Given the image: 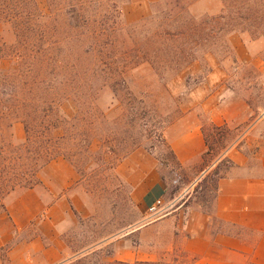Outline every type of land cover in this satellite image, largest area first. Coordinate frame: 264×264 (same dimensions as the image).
<instances>
[{"label":"rangeland","instance_id":"obj_1","mask_svg":"<svg viewBox=\"0 0 264 264\" xmlns=\"http://www.w3.org/2000/svg\"><path fill=\"white\" fill-rule=\"evenodd\" d=\"M93 1L96 6L99 1L105 6L103 12L118 15L113 45L103 53L118 58L111 65L123 68L103 65L101 73L89 69L86 74L81 68L89 60L83 59L81 52L94 42L75 43L68 52L78 58L79 72L72 74L78 76L76 81L63 84L57 73H43L41 77L52 82L23 92L27 106L12 121L10 117L12 127L3 138L7 154L21 150V187L36 184L44 165L37 168L30 159L35 157L38 163L44 160L38 154L49 138L53 141L48 143L54 152L52 160L62 158L76 167L97 217L70 227L66 235L72 250L146 221L143 212L130 203L129 187L115 172L136 149L145 150L156 160L168 188L157 205L160 211L150 218L163 217L183 202L208 211L216 181L228 166L220 151L237 132H214L208 114L198 110L211 149L203 161L186 170L172 157L169 137L177 135L187 109L219 90L215 101L242 98L252 118L264 107V0H160L150 4L148 16L134 22L125 19L123 8L138 0ZM0 3L4 5L3 0ZM36 4L38 12L49 13L46 0H36ZM0 39L6 45L15 41L12 27L4 20H0ZM95 50L98 54V47ZM16 59L0 60L1 73L15 70ZM25 62L28 66L31 61ZM36 62L39 70L41 64ZM119 75L123 82L117 81ZM22 119L33 127L29 141ZM261 126L258 132L264 144V120ZM2 210L0 207V213ZM169 230L170 226H162L155 234ZM112 252V246L106 245L71 264L121 262L112 260ZM181 255L174 246L153 264H189L191 260Z\"/></svg>","mask_w":264,"mask_h":264},{"label":"crops","instance_id":"obj_2","mask_svg":"<svg viewBox=\"0 0 264 264\" xmlns=\"http://www.w3.org/2000/svg\"><path fill=\"white\" fill-rule=\"evenodd\" d=\"M158 1L138 0L124 6L123 15L128 22L137 21ZM216 93L187 109L177 135L169 137L176 161L186 170L198 165L208 149L198 110L208 114L209 125L237 132L220 153L228 166L216 181L208 211L183 202L163 217L150 218L160 211L151 208L168 188L156 160L136 149L115 172L146 221L72 250L67 231L78 222L95 220L97 212L76 167L53 159L40 169L34 186L15 188L2 199L0 264H71L106 245L112 246V260L121 262L155 263L175 246L189 264H264V144L258 132L264 107L252 118L244 99L215 101ZM166 225V234H155Z\"/></svg>","mask_w":264,"mask_h":264},{"label":"trees","instance_id":"obj_3","mask_svg":"<svg viewBox=\"0 0 264 264\" xmlns=\"http://www.w3.org/2000/svg\"><path fill=\"white\" fill-rule=\"evenodd\" d=\"M3 1L4 5L0 3V6L7 7L4 10L0 9V20L7 21L10 24L15 41L10 45H6L0 39V60L17 57L18 66L10 73H1L0 70V207L2 208L4 196L17 188L16 186L21 187L19 185L22 177L24 179L22 170H20L23 162L21 150L18 148L13 149V152L7 154L3 142L6 130L8 131L12 127L10 117H12V121L15 115L23 113V109L27 106L23 98V92L26 89L32 90L37 86H47L52 82L50 79L42 78L43 73H57L58 76L62 77L63 84L75 82L78 76L72 74L79 72L77 67L79 62L78 58L69 53L68 50L78 42L81 44L88 40L94 42L93 45L88 44L85 46L81 52L83 59L89 60V63L81 68V70H87L86 74H88L89 69H92L94 74L101 73L103 68H107V66L123 68L118 64L111 65L112 62L116 63L118 58L112 59L111 56H105L103 53L107 46L112 47L113 45L118 15L109 13L106 10L103 12L105 6H100V1L99 6H96V3L92 0H46L48 14L38 12L36 0ZM91 2L94 6H91ZM96 47H98V54L95 52ZM26 60L31 61L28 62V66ZM34 60L40 62L41 68L39 70L37 62ZM25 67H28V69ZM101 68L102 70H100ZM117 81L123 82L124 80L119 75ZM8 89L9 92L6 91ZM1 90L6 92H1ZM64 122H67V120ZM22 124L27 136L26 141H29L31 140L33 127L24 119H22ZM211 129L219 134H229L225 126L216 127L211 125ZM203 131L205 143L210 150L209 137L206 131ZM49 141L53 142L49 138L46 142L47 145L43 147L44 154L43 151L38 154L43 157L42 162L38 163L34 160L35 157L30 159L35 161L37 168L52 160L54 152L49 148ZM225 147L222 148L220 153ZM209 150L207 149L202 156V161L210 154ZM171 153L176 160L172 151ZM94 253L95 251L90 254ZM116 264L128 263L118 262Z\"/></svg>","mask_w":264,"mask_h":264},{"label":"built area","instance_id":"obj_4","mask_svg":"<svg viewBox=\"0 0 264 264\" xmlns=\"http://www.w3.org/2000/svg\"><path fill=\"white\" fill-rule=\"evenodd\" d=\"M159 204H160V201H157V202L155 203V205L152 206L151 211H152V212H156V211H157V205H159Z\"/></svg>","mask_w":264,"mask_h":264}]
</instances>
